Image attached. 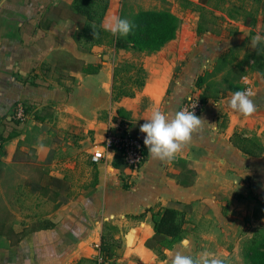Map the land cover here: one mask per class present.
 Masks as SVG:
<instances>
[{
  "label": "crops",
  "instance_id": "0c3cea01",
  "mask_svg": "<svg viewBox=\"0 0 264 264\" xmlns=\"http://www.w3.org/2000/svg\"><path fill=\"white\" fill-rule=\"evenodd\" d=\"M74 2L0 0V264H89L105 232L121 240L117 263L171 264L177 251L208 250L225 264H246L245 248L264 234V152L244 154L231 139L264 147V41L250 43L263 36V10L251 1L238 10L234 0L219 9L212 0H148L145 10L170 9L179 26L159 51L136 53L79 42L78 24L54 12ZM123 3L108 0L105 30ZM234 50L243 63L239 83L256 106L251 117L230 109L228 93L207 101L197 116L208 124L171 161L147 153L135 177L113 155L90 161L113 119L141 126L154 108L174 114L201 93L197 78ZM134 57L145 84L115 102L114 66ZM87 65L99 71L87 74ZM18 102L28 108L23 123L12 117ZM167 207L184 210V236L170 250L149 249L148 210ZM47 222L53 227L42 229Z\"/></svg>",
  "mask_w": 264,
  "mask_h": 264
},
{
  "label": "trees",
  "instance_id": "16d2710c",
  "mask_svg": "<svg viewBox=\"0 0 264 264\" xmlns=\"http://www.w3.org/2000/svg\"><path fill=\"white\" fill-rule=\"evenodd\" d=\"M209 1L211 0H199V3L206 5ZM212 1L215 4L214 8L219 9L220 2L225 0ZM247 1H251L257 8H261L264 18V0H242V6H239L240 8L238 10H243ZM244 4L245 6L243 7ZM107 7L108 0H75L72 8L61 6L54 8V12L57 18H68L78 24L79 31L77 32V39L79 42L86 44H105L111 46L116 51L132 50L136 53H154L163 48L176 36L179 19L169 10H140L130 17V20L135 24V28L131 34L127 37L113 35L102 27V21ZM236 14H238V11ZM252 17V14H250L247 20ZM120 18H122V13ZM94 33L97 35L94 36ZM83 71L87 74H96L99 71V66L87 65L83 68ZM208 74L199 76L195 85L197 89L201 90L199 99L203 105L210 99L216 101L219 98L225 97L228 93L243 90L241 83H230L226 90L211 93L204 85L206 75ZM144 84L145 72L141 62L134 64L127 61H119L115 64L113 70L112 100L116 102L121 98L134 97ZM15 122L18 123L17 121ZM122 122L129 121L122 118ZM129 123L134 128V124L132 122ZM231 142L241 152L250 156H260L264 152V147L241 139L237 134L233 135ZM116 166H119V163ZM127 186H130V183ZM150 211L152 212V218L154 220V234L146 242L147 248L156 249L160 247L167 250L172 249L184 236V210L167 207L157 213H154L152 209L148 210V212ZM51 227H53V224L47 222L42 229H49ZM120 246V239L114 238L110 232H105L102 234L99 244L100 255L104 260L115 259L117 257L115 251ZM243 257L246 264H264V234L255 236L248 243ZM89 264H96V260L93 259Z\"/></svg>",
  "mask_w": 264,
  "mask_h": 264
},
{
  "label": "clouds",
  "instance_id": "9594fccd",
  "mask_svg": "<svg viewBox=\"0 0 264 264\" xmlns=\"http://www.w3.org/2000/svg\"><path fill=\"white\" fill-rule=\"evenodd\" d=\"M134 28L135 24L127 18L113 17L108 24V29L113 35L122 37L131 34ZM96 35L94 33V36ZM262 41L264 36L257 34L250 43L255 48ZM251 95L250 90L235 91L228 101V106L243 117H251L256 111ZM206 124L208 122L204 118L187 109L168 114L160 108H154L150 119L141 125L140 132L144 134L143 142L151 157L160 161H171L191 142L194 134L204 129ZM37 147L42 148L43 145L38 144ZM171 264H225V261L208 250L195 255L177 251L171 259Z\"/></svg>",
  "mask_w": 264,
  "mask_h": 264
},
{
  "label": "built area",
  "instance_id": "2783aa9c",
  "mask_svg": "<svg viewBox=\"0 0 264 264\" xmlns=\"http://www.w3.org/2000/svg\"><path fill=\"white\" fill-rule=\"evenodd\" d=\"M245 90H249V88H245ZM182 109L193 111L195 115H198L204 109V105L201 103L199 96L194 95L186 98L182 102L179 110ZM12 117L15 121L23 123L27 117L26 106L22 103H18L13 108ZM140 127L141 126L134 125L133 128L129 122H122L121 119L112 120L105 130L102 143L96 146L95 150L92 152L90 161L93 164H98L107 161L109 155H113L114 159L119 163V167L126 170L130 177H135L143 166L148 153L143 142L144 134L140 132ZM3 144L4 140L0 135V152ZM95 260L96 264H127L117 263L115 259L104 260L100 255L99 246L97 248Z\"/></svg>",
  "mask_w": 264,
  "mask_h": 264
},
{
  "label": "rangeland",
  "instance_id": "374dc122",
  "mask_svg": "<svg viewBox=\"0 0 264 264\" xmlns=\"http://www.w3.org/2000/svg\"><path fill=\"white\" fill-rule=\"evenodd\" d=\"M234 1L236 5L242 6V0ZM123 2L122 18H127L130 20L131 15L137 13L140 10H145L148 0H123ZM244 6L245 4L243 5V7ZM165 10L170 11V9ZM236 13L237 11H231L232 15ZM237 54L238 50H234V53L232 52L229 56L219 60L217 65L215 66V70L213 71V73L206 75V81L204 85L209 89L211 93L226 90L230 83H239L241 74L240 69L243 63L240 57H236ZM127 62L137 64L140 62V60L138 57H134Z\"/></svg>",
  "mask_w": 264,
  "mask_h": 264
}]
</instances>
